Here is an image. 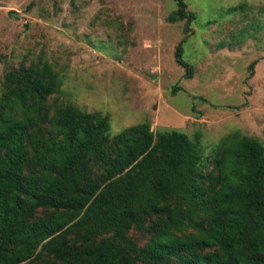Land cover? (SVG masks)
Wrapping results in <instances>:
<instances>
[{"label":"trees","instance_id":"1","mask_svg":"<svg viewBox=\"0 0 264 264\" xmlns=\"http://www.w3.org/2000/svg\"><path fill=\"white\" fill-rule=\"evenodd\" d=\"M171 22L194 14L185 0ZM186 38V37H185ZM177 62L193 76L183 58ZM255 62L252 63V65ZM63 78L21 64L0 95V264H264V143L235 132L210 161L183 131L48 105ZM40 211L42 214H39ZM150 233L139 247L131 230Z\"/></svg>","mask_w":264,"mask_h":264},{"label":"rangeland","instance_id":"2","mask_svg":"<svg viewBox=\"0 0 264 264\" xmlns=\"http://www.w3.org/2000/svg\"><path fill=\"white\" fill-rule=\"evenodd\" d=\"M185 2L190 24L168 20L177 0H0V95L8 70L49 62L63 78L52 112L101 113L113 135L143 122L177 129L208 161L235 132L264 143V0ZM183 39L192 77L175 56ZM130 237L142 247L150 233Z\"/></svg>","mask_w":264,"mask_h":264}]
</instances>
